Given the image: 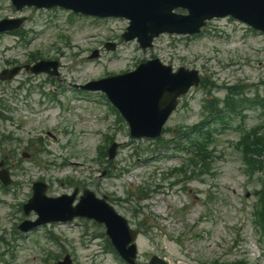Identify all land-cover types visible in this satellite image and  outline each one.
Instances as JSON below:
<instances>
[{"label":"rangeland","instance_id":"obj_1","mask_svg":"<svg viewBox=\"0 0 264 264\" xmlns=\"http://www.w3.org/2000/svg\"><path fill=\"white\" fill-rule=\"evenodd\" d=\"M5 5L7 7L0 6V18H26L22 34L25 41L18 40L14 45V37L0 36V63L5 58L22 64L31 53L38 52L44 57L58 59L60 69L58 80L53 82L45 75L29 76L23 71L10 83L0 84V99L8 108L7 116L12 119L0 120V133H12L14 138L21 140L13 145L15 155L20 157L26 146L31 148L28 140L41 139L45 143V151L36 156L37 160L26 159L14 171L13 178L18 186L4 192L0 189V237L3 239V242L0 239V252L5 255L8 251L4 259L10 264H54L52 254L63 256L68 253L74 264H122L103 250L102 229L90 222L51 224L27 236L16 230L25 219L19 204L29 197L32 181L43 178L49 185L47 194L58 196L72 193L74 187L59 181L69 175L96 195H106L132 227L139 228L137 224L145 222L146 229L139 228L141 236L137 242L140 263H146L150 255L156 254L172 264L213 261L232 264L240 260L246 264H264L263 236L252 215L253 191L260 187L262 174L256 173L244 188L247 192H242L244 177L239 171L240 152L235 150L240 136L236 127L241 125L250 129L264 124V112L247 111L244 121L238 115L230 114L225 127L215 122L211 143L215 160L211 174L204 176L202 182L198 179L171 187L169 183L173 179H163V175L186 165L180 153L171 157L175 152L173 147L153 152L156 145L152 141L129 140L124 123H118L117 118L108 115L92 98H83L81 93L73 90L74 84L129 70L139 61L151 57L173 67L197 68L218 85L264 81V36L251 33L236 22L219 19L210 22L199 38L161 36L152 49L143 51L135 42L119 40L127 26L124 19L105 22L85 19L71 23L68 14L59 9L23 8L16 11L8 7L7 2ZM238 37L245 44L241 49L231 44V40ZM105 42L117 43V51L104 50ZM93 49H98L100 56L88 61ZM236 69L239 72L234 75ZM53 87L56 88L55 100H75L81 105L80 113L65 111L58 115L59 109L51 105L55 102L39 94L41 91L49 94ZM216 91H213L214 97L221 100L225 91ZM84 94L98 95L96 92ZM205 95L204 90H192L182 100L167 127L175 132L182 126L198 123ZM95 98L107 106L103 95ZM45 130L56 133L59 139L47 138ZM105 135H111L120 143L119 155L114 160L115 172L109 171L104 161H96V148L103 143ZM164 139H173V134L167 132ZM5 153L0 151V157ZM64 159L74 166L58 172L44 167L46 162L59 163ZM134 161L140 162V168L129 165ZM127 167L132 171L123 175L122 170ZM105 169L107 171L102 174ZM144 187L151 190L145 201L136 196L138 189ZM128 192L132 197L127 195ZM242 195L245 199H241ZM28 218L34 219L35 215L30 214ZM52 235L57 242L51 240Z\"/></svg>","mask_w":264,"mask_h":264}]
</instances>
